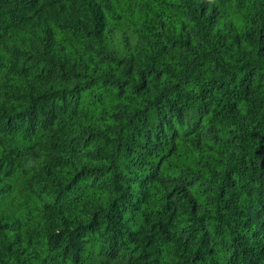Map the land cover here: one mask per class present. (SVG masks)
<instances>
[{
    "label": "trees",
    "instance_id": "16d2710c",
    "mask_svg": "<svg viewBox=\"0 0 264 264\" xmlns=\"http://www.w3.org/2000/svg\"><path fill=\"white\" fill-rule=\"evenodd\" d=\"M0 264H264V0H0Z\"/></svg>",
    "mask_w": 264,
    "mask_h": 264
}]
</instances>
